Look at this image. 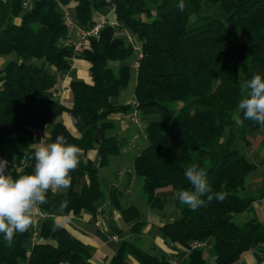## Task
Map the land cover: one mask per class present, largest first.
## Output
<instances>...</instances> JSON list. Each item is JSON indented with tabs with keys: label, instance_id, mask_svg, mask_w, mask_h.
<instances>
[{
	"label": "trees",
	"instance_id": "1",
	"mask_svg": "<svg viewBox=\"0 0 264 264\" xmlns=\"http://www.w3.org/2000/svg\"><path fill=\"white\" fill-rule=\"evenodd\" d=\"M70 2L75 3L72 22L81 29L98 23L93 13L100 8L111 9L114 16L78 49L63 41ZM183 2L181 12L180 0H0V58L5 59L0 69V159L8 161L6 171L13 177L31 173L35 130L47 128L50 143L63 135L84 154L97 148L100 167L108 164L124 146L123 139L106 135L112 126L108 116L130 108L113 105L111 98L128 87L133 69L129 60L137 46L141 57L134 69V106L140 119L148 120L147 145L133 159L142 197L146 204L162 207L161 193L191 188L185 170L199 165L211 192L228 195L210 203L202 197L206 203L195 211L175 198L179 218L160 226L162 237L179 264H205L202 249L189 244L206 238L214 241V264H244L241 253L264 244V224L232 221L256 198L245 194L255 163L239 143L246 146V132L261 126L251 120L238 125L232 117L244 96L242 83L254 74L264 75V0ZM190 16L196 17L194 22ZM123 30L134 37V44L126 42ZM73 58L89 64L91 83L75 77ZM49 70L71 75V107L55 100L56 78ZM64 111L78 124V137L56 120ZM71 176L65 193H48V203L39 206L42 211L94 214L107 199L131 223V233L141 231L137 207L123 206L115 187L107 194L102 190L94 162L80 156ZM61 201L68 202L63 211ZM54 224L51 217L40 220L39 238L30 248L26 244L34 224L17 234L11 246L0 234V264H92L91 248L61 225L53 230ZM169 257L121 240L107 264H171Z\"/></svg>",
	"mask_w": 264,
	"mask_h": 264
},
{
	"label": "crops",
	"instance_id": "2",
	"mask_svg": "<svg viewBox=\"0 0 264 264\" xmlns=\"http://www.w3.org/2000/svg\"><path fill=\"white\" fill-rule=\"evenodd\" d=\"M93 16L96 20H109L112 21L114 16L113 12L109 8H100L94 11ZM19 21V19H16ZM64 42H68L69 45L74 46L75 49L80 48L85 45V42L82 43L78 36V27L71 22L68 26V32ZM5 62L4 58H0V69ZM71 70L75 74V77L79 80H82L86 83H91L90 73H89V64L79 58H73L71 63ZM53 75L56 78L55 88L53 90L54 98L56 101H59L66 108L71 107V93H70V81L72 79L70 74L59 75L55 71H53ZM125 91V90H124ZM122 91L118 96L111 98V103L113 105H121V104H129L130 108L125 112L113 113L108 116V119L112 123V126L106 131V135H115L118 138L124 140V146L121 152L118 154L130 155L134 157L140 152V150L144 146H140L135 141L140 137V133H142L143 137H145V125H141L139 123H132L130 118L133 114L137 113V110L134 106V94L133 90L131 94H125ZM57 121L63 123L65 127L74 135L75 137L79 136L78 132V124L74 122L68 112H62L56 119ZM134 127L138 128V130L134 129ZM47 133V128L44 129L43 134ZM147 140V139H146ZM246 140L247 145L246 148L250 149V153L252 155V161L255 163V169L248 175L246 180V190L250 192L249 194L256 195V198L251 202L250 206L243 212L236 214L242 215L243 221L241 224L246 223L249 220H254L260 224H264V127H260L253 132H246ZM44 141L46 143H50L48 136L44 137ZM146 146V145H145ZM97 148L88 150L85 154L80 151V156L89 159L94 162V164L98 167V176L101 178V167L98 166L99 156H98ZM133 159L130 163V170L126 169L123 172L122 158L116 159L113 163V166L109 170H105L103 172L102 180L105 185V190L102 189L106 194L112 187L117 188L118 180L124 179L126 176V184L124 186L125 193H128L129 188L131 187L132 170H133ZM110 158L108 160V163ZM127 163L129 164V158L127 159ZM102 173V172H101ZM101 185V184H100ZM102 188V187H101ZM67 191V190H66ZM64 191V193L66 192ZM165 192V191H164ZM161 193V195H166L169 191L165 193ZM174 194L170 191V195ZM175 195V194H174ZM129 198V197H128ZM165 198V197H163ZM126 199V198H125ZM107 200V199H106ZM104 200V201H106ZM103 201V202H104ZM108 201V200H107ZM102 202V203H103ZM109 202V201H108ZM123 202V200H122ZM127 206L128 201L125 200L123 202ZM122 204V203H121ZM102 205V204H101ZM99 206L97 211L93 213L84 212L81 215L75 216L72 214H62L59 212H48V216L51 217L56 223L64 227L67 231H69L75 238L80 240L83 244L88 245L91 248L90 251V262L92 264H107L110 258L113 256V248L117 246V244L122 240L119 238V234L116 235V225L115 219H117L120 215V211L116 209V214L112 215L111 211L107 212L103 210L102 206ZM119 215V216H118ZM102 218H106V224L112 230V233L108 235V240H93L83 229L79 227V223H92L100 232H104V228H100L96 225V223H102ZM36 221V225L38 224ZM164 223H161L162 226ZM118 233V232H117ZM111 235H115L117 237L116 240H112ZM209 238L201 241V249L202 245H205L208 242ZM26 246L28 248L31 247L30 242L28 241ZM152 246L158 251L162 252L168 256L172 255L171 245L165 243L164 239H155L152 243ZM240 263L244 264H264V244L256 245L244 252L241 253L239 258ZM128 264H137L135 260H129ZM212 264H214V258L212 259Z\"/></svg>",
	"mask_w": 264,
	"mask_h": 264
},
{
	"label": "clouds",
	"instance_id": "3",
	"mask_svg": "<svg viewBox=\"0 0 264 264\" xmlns=\"http://www.w3.org/2000/svg\"><path fill=\"white\" fill-rule=\"evenodd\" d=\"M181 12L185 9L183 0L178 5ZM195 16L189 21L194 22ZM244 96L238 101L237 112L232 119L239 125L243 120H251L264 127V75L254 74L251 79L241 85ZM243 119H241V114ZM47 135L45 132L44 137ZM34 170L31 173L13 177L6 169L8 161L0 159V234L11 246L17 234H23L34 223L39 206L48 203V193L66 191L72 182L71 173L80 163V148L68 143L63 135L54 142L46 143L44 138L31 144ZM185 177L191 188L181 189L175 193L178 202L195 211L213 199L223 201L226 192L212 193L207 181V173L197 164L185 170ZM67 201H61L59 209L67 207ZM60 227L54 224L53 230Z\"/></svg>",
	"mask_w": 264,
	"mask_h": 264
},
{
	"label": "rangeland",
	"instance_id": "4",
	"mask_svg": "<svg viewBox=\"0 0 264 264\" xmlns=\"http://www.w3.org/2000/svg\"><path fill=\"white\" fill-rule=\"evenodd\" d=\"M159 1V0H156ZM74 2H70L67 4L65 10L68 12L69 16L67 17L68 26L72 22L73 14H74ZM11 58H15V56H11ZM134 56H132L129 60V63L133 60ZM51 71V70H49ZM52 72V71H51ZM53 73V72H52ZM134 80H135V70L132 69L131 71V80L129 82L128 87L125 89V94H131L134 86ZM148 120L143 119L141 120L140 124L145 125L147 124ZM134 129L138 130V128L134 127ZM45 134V133H44ZM140 137L135 141V143L139 144L141 147L147 145V140L143 137L142 133H140ZM239 147H241L243 150V153L249 158L252 159V155L250 153V149L246 148L245 146H242L241 143H239ZM131 152H129L128 155L120 154V155H114L110 157V161L108 164L103 165L101 167V172L99 177V181L101 184L102 189H106L105 185L103 184L102 180V174L105 172V170H109L112 168L113 163L116 159L122 158L123 165V172L126 171V169L130 170V163L133 159V156L130 155ZM129 158V164L127 163V159ZM132 182L131 187L129 188L128 193H125L124 186L126 184V176L122 180H118V186L117 189L121 192V203L122 205H125L123 202L125 200L128 201V204L134 205L137 207V209L140 212V221L144 223L143 228L141 231L137 234L131 233L130 226L131 223H126L122 220V218L119 216L117 219H115V225H116V235L119 234V238L122 240H131L138 244L143 250L148 252H155L158 253L156 249L152 246V243L155 239H163L162 233L160 230L161 223H167L174 221L179 218V212L175 201V195H169L164 196V205L162 207L158 206H151L145 203L142 193H141V179L138 177H135L133 175L132 170ZM64 193V191L60 192ZM250 192H245V194H249ZM129 197V198H128ZM126 198V199H125ZM123 200V202H122ZM103 210L109 212L111 211L112 215L116 214V209L110 206V203L106 200L102 203ZM232 221L236 225H242L243 216L242 215H233ZM40 223V221H38ZM102 227L104 228V232H100L92 223H79V227L84 230L93 240H108V235L112 233V230L108 227L106 224V218H102ZM213 239L209 238L208 242L205 245H202V251L204 253V259L205 264H212V259L214 258V247H213ZM117 246L113 248V254L116 253Z\"/></svg>",
	"mask_w": 264,
	"mask_h": 264
},
{
	"label": "built area",
	"instance_id": "5",
	"mask_svg": "<svg viewBox=\"0 0 264 264\" xmlns=\"http://www.w3.org/2000/svg\"><path fill=\"white\" fill-rule=\"evenodd\" d=\"M26 3H23V6L26 7ZM65 14V17L67 19V17L69 16L68 12L65 10L64 12ZM107 23V20H100L98 21V23L94 24L93 26L89 27L88 29H81V28H78V36L80 38V40L83 42L86 41V39L89 37V36H97L99 30ZM115 26H118V23L116 21H113L112 22ZM121 34L124 36L126 42L128 43H131V44H134V37L127 31L123 30L121 32ZM65 45H69L68 42H64ZM135 48V55H134V58L133 60L131 61L130 65L133 69H136L139 65V59L141 57V51L139 50V48L137 46H134ZM140 116L138 113H135L131 116L130 118V121L132 123H139L140 122ZM35 133L37 135V143L44 138V134H43V131L41 130H35ZM48 214L44 211H42L39 207V211L37 212L36 216L34 217V226H33V230H32V233H31V236L29 238V242L31 244V246L33 244L36 243V241L38 240L39 238V230L37 228V225H36V221L37 220H43V219H46L48 218ZM96 225L100 228H102V224L100 222L96 223ZM112 240H116L117 237L115 235H111L110 237ZM201 247V241H194L192 243L189 244V248L190 249H193V248H199ZM169 261L171 264H179V259L177 257V255L175 254H172L170 255L169 257Z\"/></svg>",
	"mask_w": 264,
	"mask_h": 264
},
{
	"label": "water",
	"instance_id": "6",
	"mask_svg": "<svg viewBox=\"0 0 264 264\" xmlns=\"http://www.w3.org/2000/svg\"><path fill=\"white\" fill-rule=\"evenodd\" d=\"M98 133H99V130H97L96 132H95V134H94V142L95 143H98ZM100 165V163L98 164V166ZM252 228H255V225H252L251 226Z\"/></svg>",
	"mask_w": 264,
	"mask_h": 264
}]
</instances>
